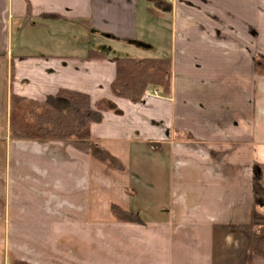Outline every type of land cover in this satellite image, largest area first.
Returning a JSON list of instances; mask_svg holds the SVG:
<instances>
[{
    "label": "crops",
    "instance_id": "obj_1",
    "mask_svg": "<svg viewBox=\"0 0 264 264\" xmlns=\"http://www.w3.org/2000/svg\"><path fill=\"white\" fill-rule=\"evenodd\" d=\"M123 56L169 58L170 94L114 95ZM257 56L264 0H0V264H248L246 226L264 222ZM62 89L120 111L86 141L10 139L12 94Z\"/></svg>",
    "mask_w": 264,
    "mask_h": 264
},
{
    "label": "trees",
    "instance_id": "obj_2",
    "mask_svg": "<svg viewBox=\"0 0 264 264\" xmlns=\"http://www.w3.org/2000/svg\"><path fill=\"white\" fill-rule=\"evenodd\" d=\"M165 2V0H160ZM158 3H155L157 8ZM163 5L162 10H168ZM154 12L153 7H149ZM156 11V10H155ZM95 56L102 55L95 52ZM116 77L112 82L114 95L131 102L144 100L148 88L160 89L163 95L171 92L172 62L169 58L129 56L116 57ZM256 71L264 75V57L255 59ZM9 137L14 140H78L91 139V126L103 119V111L120 110L114 102L101 99L96 103L90 95L62 89L46 102L39 103L12 94L10 100ZM113 216L123 222L140 221L139 215L117 204L111 207ZM249 237L247 263L255 256L264 257V222L251 221L246 226Z\"/></svg>",
    "mask_w": 264,
    "mask_h": 264
},
{
    "label": "built area",
    "instance_id": "obj_3",
    "mask_svg": "<svg viewBox=\"0 0 264 264\" xmlns=\"http://www.w3.org/2000/svg\"><path fill=\"white\" fill-rule=\"evenodd\" d=\"M146 93H150L149 91H147ZM152 94H155V95H158V92H157V90H154L153 92H151Z\"/></svg>",
    "mask_w": 264,
    "mask_h": 264
},
{
    "label": "rangeland",
    "instance_id": "obj_4",
    "mask_svg": "<svg viewBox=\"0 0 264 264\" xmlns=\"http://www.w3.org/2000/svg\"><path fill=\"white\" fill-rule=\"evenodd\" d=\"M123 55H127V54H123ZM149 89H150V88H148L147 91H149ZM154 90H155V89H154ZM157 92H158V95H159V91H158V90H157ZM145 93H146V91H145ZM153 215L158 216L157 214H153Z\"/></svg>",
    "mask_w": 264,
    "mask_h": 264
}]
</instances>
